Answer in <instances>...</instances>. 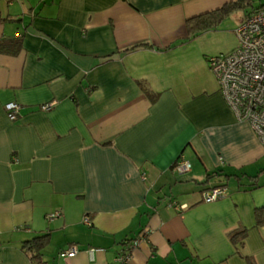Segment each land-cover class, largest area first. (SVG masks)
I'll list each match as a JSON object with an SVG mask.
<instances>
[{
    "label": "crops",
    "instance_id": "0c3cea01",
    "mask_svg": "<svg viewBox=\"0 0 264 264\" xmlns=\"http://www.w3.org/2000/svg\"><path fill=\"white\" fill-rule=\"evenodd\" d=\"M236 1L0 0V41L22 38L0 52V264H33L23 244L48 232L45 264H118L131 241L125 264H264V144L189 32Z\"/></svg>",
    "mask_w": 264,
    "mask_h": 264
},
{
    "label": "built area",
    "instance_id": "2783aa9c",
    "mask_svg": "<svg viewBox=\"0 0 264 264\" xmlns=\"http://www.w3.org/2000/svg\"><path fill=\"white\" fill-rule=\"evenodd\" d=\"M264 1V0H263ZM237 49L208 59V65L218 80L220 93L238 122L249 123L264 144V10L245 17L236 30ZM55 103L41 106V111H50ZM10 121L18 119L21 106L11 102L4 107ZM192 165L185 158L173 166V172L184 175ZM228 196L227 187H215L202 193L205 203L217 202ZM186 205L176 206L184 210ZM59 213L48 216L49 220L59 217ZM83 223L91 225L88 217ZM133 242V247L138 245ZM91 253L93 252L90 251ZM79 253L78 247H70L60 254L61 258H72ZM129 255L122 254L118 264H125Z\"/></svg>",
    "mask_w": 264,
    "mask_h": 264
},
{
    "label": "trees",
    "instance_id": "16d2710c",
    "mask_svg": "<svg viewBox=\"0 0 264 264\" xmlns=\"http://www.w3.org/2000/svg\"><path fill=\"white\" fill-rule=\"evenodd\" d=\"M259 6H256L255 0H239L236 2H231L225 4L220 9H217L215 11L209 12L207 14H204L202 16H199L197 18L189 20V32L193 36V38L197 37L199 33H204L212 28H214L216 25H218L221 21H223L225 18L229 17L230 15L236 14V13H243L244 18L257 13L258 11L264 10V1L261 0ZM243 18V19H244ZM241 19V21L243 20ZM21 37H17L12 40H2L0 41V52L7 53V54H17L20 50V43H21ZM140 46H135L131 48L128 51H133L139 48ZM139 85L146 91V88L144 87L143 83L139 82ZM149 97L152 101L155 100L156 96L150 94V92H147ZM264 174V170H262L258 176L252 178L254 182H257V179L259 175ZM219 187H227L226 185H222ZM213 189V188H212ZM256 214V220H257V226L264 225V208H258L255 211ZM247 232L245 230L241 231H235L231 233V240L232 242L238 246H243L244 239ZM50 242V233H44L39 234L35 236L33 239L25 242L23 244V250L28 255L29 259L33 264H45L43 260V251L45 248L49 245ZM133 241H131L128 245L130 248L128 251L126 250L124 254L131 255L132 250L135 248L132 245ZM249 264H256L252 259L248 258Z\"/></svg>",
    "mask_w": 264,
    "mask_h": 264
},
{
    "label": "rangeland",
    "instance_id": "374dc122",
    "mask_svg": "<svg viewBox=\"0 0 264 264\" xmlns=\"http://www.w3.org/2000/svg\"><path fill=\"white\" fill-rule=\"evenodd\" d=\"M261 2V0H255L256 6H259ZM243 15L244 14L241 13L230 15L214 28L204 33H199L198 39L194 41L191 47L192 50L198 51V53H200L199 55L203 54V60L201 58L198 59V65H200L198 67L203 66V61L205 62V64L207 63L206 66L209 70L208 62H206V59L208 61L210 57L226 54L237 49L238 38L236 35V30L241 22V18L245 16ZM204 55H206L207 58H205ZM213 77L216 78L215 75Z\"/></svg>",
    "mask_w": 264,
    "mask_h": 264
}]
</instances>
